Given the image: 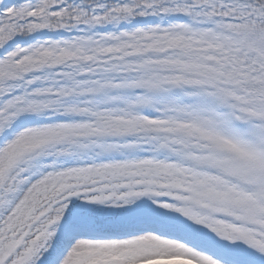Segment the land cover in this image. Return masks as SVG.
<instances>
[{
    "label": "snow or ice",
    "instance_id": "6c2138e0",
    "mask_svg": "<svg viewBox=\"0 0 264 264\" xmlns=\"http://www.w3.org/2000/svg\"><path fill=\"white\" fill-rule=\"evenodd\" d=\"M0 264H264V0H0Z\"/></svg>",
    "mask_w": 264,
    "mask_h": 264
}]
</instances>
